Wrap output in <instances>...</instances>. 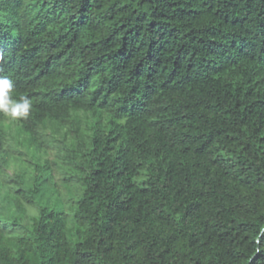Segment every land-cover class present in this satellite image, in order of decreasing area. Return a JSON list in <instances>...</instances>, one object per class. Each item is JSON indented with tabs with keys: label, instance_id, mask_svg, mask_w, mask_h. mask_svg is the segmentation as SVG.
<instances>
[{
	"label": "trees",
	"instance_id": "16d2710c",
	"mask_svg": "<svg viewBox=\"0 0 264 264\" xmlns=\"http://www.w3.org/2000/svg\"><path fill=\"white\" fill-rule=\"evenodd\" d=\"M0 76V264H264V0H0Z\"/></svg>",
	"mask_w": 264,
	"mask_h": 264
},
{
	"label": "rangeland",
	"instance_id": "374dc122",
	"mask_svg": "<svg viewBox=\"0 0 264 264\" xmlns=\"http://www.w3.org/2000/svg\"><path fill=\"white\" fill-rule=\"evenodd\" d=\"M15 124L12 125L13 137L10 140L12 149V159L7 166V172L12 177L16 176L21 170L26 171V176L29 177L36 172L38 164H44L47 161L50 162V167L53 170L52 179L56 185L62 190H66L63 183V176L65 174L64 165V151L61 150L59 143L54 146L40 148L25 141L23 136L16 132ZM6 187L2 188L3 192H6ZM73 190L79 191L77 185H73ZM66 194V193H65ZM38 214V207L27 205V213L25 220H29V217Z\"/></svg>",
	"mask_w": 264,
	"mask_h": 264
},
{
	"label": "clouds",
	"instance_id": "9594fccd",
	"mask_svg": "<svg viewBox=\"0 0 264 264\" xmlns=\"http://www.w3.org/2000/svg\"><path fill=\"white\" fill-rule=\"evenodd\" d=\"M13 90L14 82L7 76H0V113L12 119L27 118L32 101L25 95L14 98ZM260 233L264 235V228L260 229ZM257 242L259 243V240Z\"/></svg>",
	"mask_w": 264,
	"mask_h": 264
}]
</instances>
